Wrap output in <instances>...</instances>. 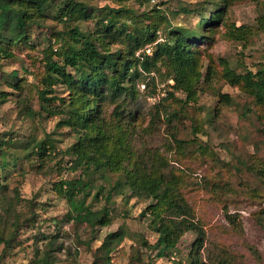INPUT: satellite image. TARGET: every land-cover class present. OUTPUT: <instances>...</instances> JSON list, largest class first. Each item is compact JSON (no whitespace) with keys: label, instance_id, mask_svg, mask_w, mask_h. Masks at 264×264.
Returning a JSON list of instances; mask_svg holds the SVG:
<instances>
[{"label":"rangeland","instance_id":"obj_1","mask_svg":"<svg viewBox=\"0 0 264 264\" xmlns=\"http://www.w3.org/2000/svg\"><path fill=\"white\" fill-rule=\"evenodd\" d=\"M77 1L94 14H103L106 6L132 9L138 21L133 22L131 15L119 20L130 28L141 26L144 13L152 15L151 20L161 23L160 42L173 27H197L200 12L208 15L215 7L214 0ZM217 1L225 8L221 20L207 38L194 44L201 54L202 73L194 96L176 87L167 67L157 61L149 72L137 64L130 82L134 94L122 91L112 98L106 88L101 105L103 126L112 132L116 125L126 130L135 161L159 165L168 179L177 182L193 219L204 230L200 247L193 251L196 233L187 231L171 256L158 257L152 247L157 234L148 225L147 214L142 215L153 199L131 196L126 189L117 191L114 182L119 171L84 177L90 183L85 205L108 210V225L66 221L69 204L61 187L65 180L77 178L81 169L70 168L69 148L77 136L62 122L69 108L66 86L58 80L43 86L51 50L52 59L62 64L53 46L63 48L66 40L55 34L65 30L64 38L70 34L63 22L51 17L31 30L29 41L2 45L12 55L0 54V93L5 94L0 101V138L8 140L7 163L0 166L4 188L0 236L7 239V244L0 243V264H43L46 257L49 264H107L100 245L108 233L119 229L125 236L111 250L109 264H189L192 256L197 257L196 264H264L259 219L260 212L264 215V105L242 83L232 84L226 76L227 70L241 74L264 67V29L259 21L264 18V0ZM188 8L195 12L185 11ZM154 9L167 17L169 28L162 26L164 20ZM96 18L82 20L80 29L94 30ZM243 31L245 38L238 39ZM125 44L110 48L114 51ZM145 52L152 54V47ZM43 88L52 90L45 93L47 97L38 93ZM28 108L33 114L27 113ZM39 141L54 146L48 157L23 159Z\"/></svg>","mask_w":264,"mask_h":264},{"label":"trees","instance_id":"obj_2","mask_svg":"<svg viewBox=\"0 0 264 264\" xmlns=\"http://www.w3.org/2000/svg\"><path fill=\"white\" fill-rule=\"evenodd\" d=\"M214 4L215 7L208 11V15L200 12L197 27L192 29L183 26L173 27L167 31L165 40L160 42L157 41V31L160 27L158 24L161 23L156 24L151 20L152 15L148 17L144 13L143 21H139L141 26L132 28L126 21L119 22L123 15L133 16L131 18L133 22L139 19L132 9L125 6L117 8L106 6L103 14L102 12L94 14L87 4L77 0H0V54L12 55L2 45L29 41L31 30L36 26H44L45 20L51 17L63 22L70 33L69 38H64L66 30L64 33L55 34L58 40L61 39L62 42L66 40L63 48L58 49L60 46L57 44L53 46L60 55L62 64L52 59L54 52L51 50L50 57L45 60L48 76L43 82V86L50 87L58 80L66 86L68 98L65 100L69 108L62 122L77 136L75 143L69 148V152L73 154L70 168L81 169V172L77 178L65 180L63 182L65 187L63 185L61 187L62 195L69 204L66 221L87 223L91 227L108 225L111 222L108 210L104 208L92 210L85 205L90 183L84 177L89 178L94 173L119 171V177L114 182L117 191L126 189L130 191L131 196L153 199L142 215L147 214L148 225L157 234L152 247L157 251L158 257L171 256L179 238L187 231L196 233L193 251L200 247L204 230L193 219L192 209L181 196L176 186L177 182L168 179L159 170V165L147 166L135 161L126 140L124 133L126 130L116 125L112 127L115 132H112L103 126L101 105L106 97V88L110 89L112 98L122 91L134 94V86L130 82L137 71V64L140 63L143 69L149 72L151 65L157 61L167 67L176 87L187 91L189 96H194L195 87L202 76L199 69L201 54L194 44L201 38L208 37L207 33L218 25L225 10L217 0H214ZM153 11L157 13L156 9ZM185 11L195 12L189 8ZM160 14L164 20L162 26L169 28V20ZM94 17H97L94 30L82 31L79 23ZM262 18L259 21L264 29ZM245 34L246 31H243L236 37L242 40ZM123 41H126V44ZM119 43L125 44V47L112 51L110 46ZM147 46L152 47L150 55L145 52ZM137 51H140V56H136ZM226 76L232 84L242 83L256 102L264 105V67L255 72L247 70L241 74H232L227 70ZM51 91V88H43L38 90V93L41 97H47L45 93ZM0 95L1 101L5 94ZM221 97L228 99L226 94H221ZM89 102L91 108L88 107ZM27 113L33 114L32 109L28 108ZM14 143L15 140L9 144ZM6 144L8 140L0 138V166L7 163ZM50 148L54 146L47 147L43 141H39L30 152H26L23 159L29 160L35 156L42 161L50 154ZM23 149H27V146ZM14 155L12 153V157L17 160ZM3 189L0 183V191ZM259 219L264 229V215L261 212ZM124 236L125 231L122 229L105 236L100 250L101 257L107 259V264L110 262L109 254L114 245L122 241ZM0 243L7 244V239L0 236ZM189 260V264L198 262L195 256ZM42 263L49 264L48 257L42 259Z\"/></svg>","mask_w":264,"mask_h":264}]
</instances>
